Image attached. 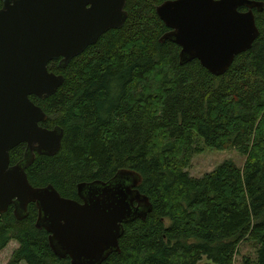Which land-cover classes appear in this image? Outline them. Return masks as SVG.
I'll return each instance as SVG.
<instances>
[{"label":"trees","instance_id":"16d2710c","mask_svg":"<svg viewBox=\"0 0 264 264\" xmlns=\"http://www.w3.org/2000/svg\"><path fill=\"white\" fill-rule=\"evenodd\" d=\"M166 1L175 0H127L121 29L65 69L49 64L63 86L31 99L48 115L41 125L65 134L57 155L36 154L29 181L79 201L81 184L121 171L138 177L153 210L125 224L121 253L103 264H237L246 243L255 255L240 264H264V0H252L263 5L254 9L259 38L220 77L197 60L181 65V47L162 39L169 29L156 8ZM206 149L235 150L245 163L192 177V159ZM24 153V144L13 149L11 165ZM37 219L35 204L24 219L14 206L0 214V253L16 241L9 264H72L55 255Z\"/></svg>","mask_w":264,"mask_h":264},{"label":"water","instance_id":"95a60500","mask_svg":"<svg viewBox=\"0 0 264 264\" xmlns=\"http://www.w3.org/2000/svg\"><path fill=\"white\" fill-rule=\"evenodd\" d=\"M126 5L127 0H3L0 9V214L14 206L16 217L24 219L35 204L37 228L50 234L55 255L72 264H103L121 253L125 224L145 220L153 207L128 171L107 183L79 185V201L52 185L33 187L27 168L36 154L57 155L65 132L41 125L48 115L31 97L55 95L65 77L50 72L49 64L61 60L65 69L104 34L121 29ZM262 6L252 0H175L156 12L169 29L162 39L181 47L180 64L197 60L220 77L259 38L254 9ZM21 144L26 155L12 166L10 153Z\"/></svg>","mask_w":264,"mask_h":264},{"label":"rangeland","instance_id":"374dc122","mask_svg":"<svg viewBox=\"0 0 264 264\" xmlns=\"http://www.w3.org/2000/svg\"><path fill=\"white\" fill-rule=\"evenodd\" d=\"M226 161H233L237 166L242 167L245 163V158L235 150L214 151L206 149L204 153L197 154L193 157L191 166L187 171L192 177L201 178L204 175L213 172L218 166ZM18 248L19 244L16 241H12L8 247L0 253V264H9L13 253ZM254 253L255 251L250 244H244L237 257V264H240L244 257H254ZM206 262L207 261H204L201 264H205Z\"/></svg>","mask_w":264,"mask_h":264},{"label":"flooded vegetation","instance_id":"af4514ba","mask_svg":"<svg viewBox=\"0 0 264 264\" xmlns=\"http://www.w3.org/2000/svg\"><path fill=\"white\" fill-rule=\"evenodd\" d=\"M24 157H25V155H26V144H24ZM109 182V181H108ZM107 183V182H106Z\"/></svg>","mask_w":264,"mask_h":264}]
</instances>
